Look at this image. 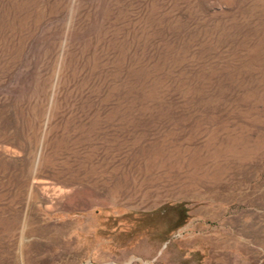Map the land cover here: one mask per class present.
Here are the masks:
<instances>
[{"label":"rangeland","instance_id":"obj_1","mask_svg":"<svg viewBox=\"0 0 264 264\" xmlns=\"http://www.w3.org/2000/svg\"><path fill=\"white\" fill-rule=\"evenodd\" d=\"M0 264H264V0H0Z\"/></svg>","mask_w":264,"mask_h":264}]
</instances>
